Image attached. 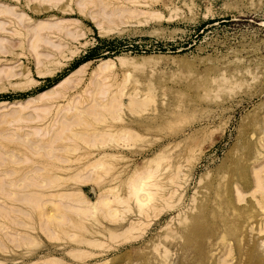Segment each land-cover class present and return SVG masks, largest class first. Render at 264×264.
<instances>
[{
	"label": "rangeland",
	"instance_id": "1",
	"mask_svg": "<svg viewBox=\"0 0 264 264\" xmlns=\"http://www.w3.org/2000/svg\"><path fill=\"white\" fill-rule=\"evenodd\" d=\"M102 27H105L104 31ZM36 30L41 40L36 41L37 44L34 42L38 39L34 35ZM108 58L111 59L110 63L105 61ZM263 69L264 0H0V264H42L49 259L54 264L56 258V262L62 264H145L142 263L147 262L145 259H151L150 264H156L161 259L164 245L165 250L171 251L169 259L179 264L186 261L185 258L193 257L192 247L202 241L210 255L205 264H249L250 257L256 254L263 258L264 224H260V219L264 215V207L257 201L260 192H256L258 195L252 193L255 187L252 166L264 169V137L263 140L261 138L264 134V108L261 106L264 105ZM257 76L259 81L255 79L253 82L251 79ZM244 79L249 83L245 84ZM242 80L244 85L240 82ZM48 89L51 90L42 93ZM111 98L114 104L120 98L125 104L115 106ZM135 99L138 102L142 99L144 103H138L137 107ZM102 100L106 103L103 104ZM129 100L131 103L136 102L135 105L130 104ZM178 102H181L180 106ZM69 103L79 107L67 111ZM257 114L261 117L259 120H256ZM148 120H152V123ZM121 124L128 128L120 129ZM100 127H104V130ZM255 128H258V133H252V130L256 131ZM249 141H253L251 148L247 146ZM176 142L180 145L177 146ZM174 143L175 150H171ZM256 150H260L258 155L263 156L255 158ZM102 151L115 153L117 157H108L101 161L102 164L95 163L87 167L86 163L85 169L82 162H87ZM156 153L162 157L156 155L162 159L159 162L164 164H161V168V165L158 168L154 166L156 169L146 166L145 171L140 170L141 173L149 171L143 176L150 178L144 179L147 188L142 184V189H147V193L142 190V195H148V192L157 191L158 188L162 190L154 192L153 195L156 193L157 197L155 195L148 203L151 206H144L147 209L139 215L136 207L139 196H133L136 186L133 189L125 188L124 182L129 181L128 187H133V181L139 174V171L135 173L134 167L138 168L150 161ZM242 155L250 157L247 164L251 180L248 190L241 188L245 198L240 201L235 189L232 193L229 189L233 185L235 188L242 187L239 182L243 181V177L241 179L238 175L241 181L234 180L236 175H228V171L235 162L242 160ZM71 158L73 160L69 161ZM233 158L235 160L231 162ZM254 159H257L256 163ZM67 164L71 166L68 172L72 173L69 182L56 189L50 187V179L59 182L64 180L62 177L66 170L58 167ZM78 165L83 166L84 172ZM76 168L81 175L86 173V176L79 175ZM173 169L177 170L176 173ZM261 172L264 173V170ZM179 173L188 174L187 177L183 176L184 179L181 178L184 180H180L181 186L175 184ZM217 184L223 186L221 190ZM112 185L116 191L109 189ZM77 187L91 200H95L106 187L113 195H117L119 190L121 195L127 197L129 208L115 206V203V208H121L112 207L109 211L102 206L98 209L101 212L86 208L87 213L82 214L85 211L78 209L82 207L77 202L75 204ZM173 188L177 192L170 195ZM58 189L75 190V194L71 192L68 196L70 200L74 197L73 203H68L70 200L64 195L61 196L66 199L57 196L56 201L48 195L42 199L43 202L38 197V203L33 204L35 199L37 201V191L50 193ZM30 190H36L37 194L34 192V196ZM228 191L230 194H227ZM26 192H30L29 196H26ZM12 195L16 198H12ZM116 195L108 196L114 198ZM225 195L233 199L236 210L229 208V211L222 207L223 200L228 199ZM6 196L11 198L6 200ZM24 196L28 197L25 201L27 204L23 203ZM49 199L52 203L46 202ZM53 202L59 205L60 212ZM165 202L172 203V206L174 204V208ZM202 202L207 203V211L204 209V213H208L205 226L212 229L205 233L206 237L202 236V241L197 239L191 242V250H187L181 259L180 248L185 243L182 230L185 225L182 227L180 220L188 219L183 224L191 222L192 225L188 223L189 227L195 225L197 219L193 216L200 212ZM28 203H32L33 208ZM34 205L44 208L42 213L50 211L44 212L42 217L38 216L33 210L37 209ZM71 206L75 210L78 208L74 211ZM197 208L199 212L195 211ZM217 211H229L226 213L230 220L227 226L221 224L219 218L216 219ZM27 212H31L32 216ZM61 212L63 216L60 217ZM93 212L95 214H91ZM47 214L49 219L54 218L51 219L53 223L56 221L55 224L66 227L68 233L57 232L59 229L54 233L52 224H49L51 220L48 219V223L45 221ZM177 215L182 218H177ZM2 217H5L4 221ZM137 217L142 221L137 224L138 228L135 226L132 230L137 239L123 242V236L120 235L122 229ZM71 218L81 219L77 221L84 228L70 226ZM21 220L26 228L21 225ZM27 222L34 229L29 230ZM42 223H46V229ZM166 225L170 226L167 228ZM165 226L167 230H164ZM49 228L52 229L51 233L47 231ZM108 230L117 236L113 237ZM166 231L168 234H165ZM175 232H178L177 236ZM171 233L175 234L176 239ZM109 234H112V239L108 238ZM169 234L172 236H167ZM172 237L174 241L170 242ZM168 238L171 239L168 241ZM206 238H209L208 241L213 240L208 243H213L210 248ZM77 239H97V243H79ZM241 244L243 247L245 245L246 250ZM158 246L161 251L157 249L156 253ZM75 247L86 251L76 256L73 252Z\"/></svg>",
	"mask_w": 264,
	"mask_h": 264
},
{
	"label": "bare ground",
	"instance_id": "2",
	"mask_svg": "<svg viewBox=\"0 0 264 264\" xmlns=\"http://www.w3.org/2000/svg\"><path fill=\"white\" fill-rule=\"evenodd\" d=\"M103 3V2H102ZM98 4V3H97ZM125 12H126V10H125ZM105 28V27H104ZM103 27H102V29L101 30H103L104 29ZM104 31V30H103ZM105 31H108V29L107 30H105ZM34 35H35V37H36V39L37 40H34V42L36 43V41H41L40 40V35H39V31L38 30H36L35 32H34ZM34 43V44H35ZM37 44V43H36ZM36 46V45H35ZM34 46V47H35ZM150 58V57H149ZM134 59V58H133ZM105 61H109V63L111 62V59L110 58H108V59H105ZM104 61V62H105ZM103 62V63H104ZM264 70V69H263ZM263 70H262V73H263ZM261 73V72H260ZM245 75H247V73L245 74ZM249 75V74H248ZM250 76V75H249ZM251 77V76H250ZM249 77V78H250ZM252 77H254V76H252ZM251 77V78H252ZM263 77V76H262ZM261 77V78H262ZM222 78V77H221ZM223 79V78H222ZM254 79V80H253ZM253 79H251L253 82H255V79L257 80L256 82H258L259 80H258V76H257V78H253ZM263 79H264V77H263ZM241 80V79H240ZM248 80V79H247ZM250 80V81H251ZM244 81H245V79H244ZM244 81L242 80V81H240V82H243V84L242 85H244ZM251 81V83H253ZM260 81H261V79H260ZM264 81V80H263ZM247 81H245V84H248V83H246ZM262 82V81H261ZM259 84H261V83H259ZM251 85V84H250ZM253 86H254V84H252ZM245 86H247V85H245ZM255 86H256V84H255ZM258 86V85H257ZM264 86V85H263ZM55 87H57V86H55ZM248 87H249V85H248ZM51 89H48V90H46V91H43L42 93H47L48 91H50ZM254 93V92H253ZM256 93V92H255ZM261 93V92H260ZM116 94V93H115ZM255 95V94H254ZM253 96V95H252ZM257 96V95H256ZM263 96V95H262ZM113 97L114 98H118V96L116 97V96H114L113 95ZM142 97V96H141ZM106 99V101H107V98H105ZM104 99V100H105ZM130 99H131V97H130ZM260 99H261V97H260ZM109 100V99H108ZM121 98H120V101H118L117 102V100H116V102L117 103H115V104H121V105H124L125 103L122 101L121 102ZM137 99H135V101H136ZM139 100V99H138ZM106 101H105V103H106ZM111 103H113L112 101H114L112 98H111ZM131 101H134V98L133 99H131ZM131 101L129 100V102H130V104H132V105H135L134 103H136L137 102V107H138V103L141 105V103L140 102H142V99H141V101L140 102H138V101H136V102H133V103H131ZM262 101V100H261ZM115 102V101H114ZM120 102V103H119ZM102 103H103V100H102ZM101 103V104H102ZM105 103H103V104H105ZM108 103V102H107ZM123 103V104H122ZM142 103H144V102H142ZM114 104V103H113ZM114 104V105H115ZM129 104V103H128ZM180 104H181V102H180ZM180 104H179V102H178V104L177 105H179L180 106ZM76 106L77 105H75V107H74V104L73 103H69L68 104V107H67V111L68 110H73L74 111V108H76ZM116 106V105H115ZM118 106H120V105H118ZM187 106H188V104H187ZM186 106V107H187ZM261 106H263V108H264V105H261ZM260 106V107H261ZM74 107V108H73ZM77 107H79V106H77ZM176 107V106H175ZM178 107V106H177ZM252 107V106H251ZM119 108H121V107H119ZM183 108V107H182ZM258 108V107H257ZM175 109V108H174ZM178 108H176L175 110H177ZM184 109V108H183ZM188 109V108H187ZM254 109V111H255V108H253ZM262 109V108H261ZM139 110V109H138ZM179 110V109H178ZM177 110V111H178ZM181 110V109H180ZM260 110V109H259ZM259 110H258V112H259ZM75 111H77V110H75ZM97 111V110H96ZM118 111H120V110H118ZM164 113H165V111L164 110H162ZM261 111V110H260ZM264 111V110H263ZM262 111V112H263ZM176 112V111H175ZM155 113V112H154ZM153 113V114H154ZM162 113V112H161ZM174 113V112H173ZM257 112H255V114H256ZM152 114V115H153ZM168 114V113H167ZM175 114V113H174ZM183 114V113H182ZM160 115V114H159ZM165 115V114H164ZM169 115H170V111H169ZM193 115V114H192ZM254 115V114H253ZM252 115V116H253ZM258 115V114H257ZM257 115H256V117H257ZM173 116V115H172ZM149 118L151 119V117L149 116ZM148 118V119H149ZM165 118V117H164ZM193 118V117H192ZM255 118V117H254ZM261 118V117H260ZM259 118V115H258V117L256 118V120L258 119H260ZM156 119V118H155ZM157 119H159V118H157ZM253 119V118H252ZM163 121H164V119H162ZM243 120V119H242ZM262 120V119H261ZM260 120V121H261ZM147 121V120H146ZM148 121H150V120H148ZM160 121V120H159ZM167 121V120H166ZM254 121V120H253ZM151 123H152V120L150 121ZM154 122H155V120H154ZM156 122H157V120H156ZM169 122V121H168ZM251 119H250V124H251ZM51 123V122H50ZM150 123V124H151ZM166 123V122H165ZM170 123V122H169ZM257 124H258V122H256ZM255 123V124H256ZM261 123V122H260ZM260 123H259V126H260ZM125 124V123H124ZM145 124H148V123H145ZM154 125H155V123H154ZM153 125V126H154ZM160 125V124H159ZM159 125H157V126H159ZM163 125V124H162ZM252 125H253V123H252ZM262 125H263V122H262ZM45 126H47V125H45ZM49 126H51V125H49ZM151 126V125H150ZM156 126V125H155ZM251 126V125H250ZM255 126V125H254ZM244 126H242V128H243ZM257 127V126H256ZM264 127V125L262 126V128ZM101 128V127H100ZM104 128V127H103ZM103 128H101L102 130H104ZM109 128L110 127H108L107 128V130H109ZM125 129V128H128L126 125H120V129ZM182 128V127H181ZM250 128V127H249ZM258 128H260V127H258ZM258 128H257V130H258ZM46 129V128H45ZM50 129V128H49ZM183 129V128H182ZM181 129V130H182ZM186 129V128H185ZM184 129V130H185ZM99 130V129H98ZM101 130V131H102ZM106 130V129H105ZM244 130V129H243ZM255 130H256V128H255ZM257 130L256 131H254V130H252L253 132L252 133H258L257 132ZM46 131V130H45ZM180 131V130H179ZM247 130H245V132H246ZM49 132V131H48ZM183 132V131H182ZM248 132V131H247ZM45 133H47V132H45ZM180 133V132H179ZM243 133V132H242ZM263 133V132H262ZM261 133V134H262ZM186 135H188V134H186ZM192 135V134H191ZM191 135H188V136H191ZM179 136V135H178ZM181 136V135H180ZM184 136V135H183ZM254 136V135H253ZM257 136V135H256ZM264 137V134L263 135H261V138H262V140H263V137ZM183 138H185V137H183ZM240 138V137H239ZM253 138V137H252ZM260 138V137H259ZM188 139H189V137H188ZM244 139V138H243ZM250 139V138H249ZM174 140V139H173ZM187 140V139H186ZM251 140V139H250ZM253 140V139H252ZM257 140H259V139H257ZM179 141V140H178ZM188 141V140H187ZM244 141V140H243ZM255 141V140H254ZM240 142V141H239ZM186 143V142H185ZM241 143V142H240ZM257 143H259V141L257 142ZM176 144H177V142H176ZM179 144V143H178ZM178 144H177V146H178ZM181 144H183V143H181ZM252 144H253V141L251 142V141H249L248 143H247V146L249 147V148H251L252 147ZM263 144V143H262ZM262 144H260V146L262 147ZM2 145V144H1ZM168 145V144H167ZM174 145V148L172 147L171 148V150H175V147H176V145H175V143L173 144ZM180 145V144H179ZM256 145V144H255ZM259 145V144H258ZM257 145V146H258ZM66 146V145H65ZM68 146H69V144H68ZM68 146H66V147H68ZM164 146V145H163ZM168 146H172V145H168ZM167 146V147H168ZM254 146V145H253ZM243 147V146H242ZM256 147V146H255ZM263 147H264V145H263ZM262 147V148H263ZM165 148V147H164ZM169 148V147H168ZM163 149V148H162ZM177 149V148H176ZM241 149H243L244 150V148H241ZM256 149V148H255ZM159 150V149H158ZM171 150H169L168 152H166V153H169ZM252 150V149H251ZM6 151V150H5ZM242 151V150H241ZM247 151V150H246ZM253 151V150H252ZM255 151V150H254ZM257 151V155H255V153H254V155H255V158H257L258 156H260V155H258V154H260V150H256ZM19 152H21V151H19ZM161 152L162 151H160V154H161ZM185 152V151H184ZM240 152V151H239ZM243 152V151H242ZM263 153H264V151H262ZM119 156H122V154H119V153H117ZM159 154V153H158ZM178 154V153H177ZM241 154V152L239 153V155ZM244 154V153H243ZM156 155H157V153L155 154V159H154V157L152 158V159H150V161H147V162H142V163H144L142 166H140V167H138V168H136V167H134L135 168V173H137V171H139L138 173V178H137V176L136 175H134V174H132V175H134V176H136V179H135V181H133V187L131 186V187H128L129 185V181H127V183H125L124 182V187L125 188H134V185L136 186L135 188H134V191H133V196L135 197V196H139L138 197V199H139V202H138V204H137V210H138V212H139V215L140 214H143V211H145L146 209L144 208V206L145 207H147V206H151V204L149 205L148 203H151L150 201L151 200H153V198H154V196L155 197H157V194L155 193V195H153L154 194V192H157L158 190H159V188L157 189V191H154V192H148V195H142V190H144V189H142V188H144L143 186H142V184H146V182H145V178H147V179H150V178H148L149 176H147V177H144L143 176V174H145V176H146V172H149V171H146L145 173H141L140 172V170H142V169H144V171H145V168H146V166H151V168L152 167H154V166H156L157 168L159 167V165H161V164H164L163 162H159V160L161 161L162 159H158V158H160L161 156L163 157L164 155H163V152H162V154H161V156H159V155H157V157H156ZM244 155H246V154H244ZM244 155H242V156H244ZM253 155V156H254ZM116 155H115V153H109V152H106V151H102V152H100L98 155H96L94 158H92V159H88V161L87 162H82L83 163V166H84V164H86L85 166L87 167V165L89 166V165H92V164H95V163H99V164H102V162H103V160H105L106 158H108V157H115ZM263 156V154L260 156V157H262ZM117 157V156H116ZM161 157V158H162ZM178 157V156H177ZM181 157V156H180ZM185 157V156H184ZM235 157V156H234ZM245 157V156H244ZM242 158V160H238L237 162H235V164H234V166H232V168H230L229 169V171H228V175L229 174H234V175H236L235 177H236V179L234 178V180H239V177L242 179V177H243V181H241V180H239V181H241V182H239L240 184H241V186L242 187H234V185H233V187H231L229 190H230V192L232 193V192H234V189H235V191H236V194L235 195H237V198H238V200H243L245 197H244V195H243V192H242V189L241 188H247L246 190H248L249 188V185H250V180L251 179H249V177H248V167H249V164H247V162L250 160V157H245V158ZM172 158H173V156H172ZM237 158H238V156H237ZM253 158V157H252ZM263 158L264 157H262V160H263ZM149 159V158H148ZM176 160H177V158H175ZM195 159V158H194ZM235 159H236V157H235ZM234 158H233V160L231 161V162H234V160H235ZM240 159V158H239ZM244 159V160H243ZM260 159V158H259ZM73 159L71 158V160H69V161H72ZM78 160H81L80 158L78 159ZM172 160V159H171ZM170 160V161H171ZM175 160V161H176ZM180 160H181V158H180ZM255 160V159H254ZM254 160L252 161V162H254ZM257 160V159H256ZM256 160H255V163H256ZM262 160H260V161H262ZM66 161H68V158L66 159ZM102 161V162H101ZM101 162V163H100ZM153 162V163H152ZM191 162H193V161H191ZM230 162V163H231ZM139 163V162H138ZM155 163V165H153ZM169 163V162H168ZM167 163V164H168ZM177 163V162H176ZM99 164H96V165H99ZM167 164H165V166L167 165ZM178 164H180V163H178ZM191 165L193 164V163H190ZM227 164V163H226ZM233 164V163H232ZM257 164H259V163H257ZM256 164V165H257ZM262 164V163H261ZM169 165V164H168ZM167 165V166H168ZM177 165V164H176ZM190 165V166H191ZM252 165V164H251ZM6 166V165H5ZM79 166H81V165H78V167ZM83 166H81V167H79V169L81 170L82 169V172H84L83 170ZM84 166V167H85ZM137 166V165H136ZM164 166V165H163ZM170 167H171V165H169ZM168 166V167H169ZM173 166V165H172ZM189 166V165H188ZM192 166H194V165H192ZM262 166H263V164H262ZM86 167H85V169H86ZM145 167V168H144ZM156 167H154L155 169H156ZM162 167V165L160 166V168ZM169 167V168H170ZM259 167V166H258ZM58 168H61V170H66V173L64 172V171H62L63 172V174L65 175V176H63L62 178L64 179L62 182H59L58 180H53V179H50L52 182H49L50 183V187H54V189H56V187H58V186H63L68 180H69V178L71 179V175L70 174H72V173H69L68 171L71 169V166L70 165H66V166H61V167H58ZM251 168V167H250ZM252 168H253V176H254V179H253V182H254V185H255V187H254V190H253V192L252 193H256L257 191L258 192H260V194H261V196H260V198H259V200H257L259 203H261V204H263V206L262 207H264V175H262V173L263 172H261V170H264V169H258V168H256L255 166H252ZM262 168V167H261ZM77 169V168H76ZM137 169V170H136ZM147 169V168H146ZM163 169H164V167H163ZM168 168H166V170H167ZM176 169V168H175ZM175 169H173V170H175ZM187 169H189V168H187ZM78 170V169H77ZM162 170V169H161ZM161 170H160V172H161ZM134 171V170H133ZM132 171V172H133ZM158 172H159V170H157ZM176 171L177 170H175L174 172L176 173ZM250 169H249V173H250ZM68 172V173H67ZM78 172H80L79 170H78ZM156 172V171H155ZM186 172H188V171H186ZM190 172V171H189ZM210 172V171H209ZM17 173H18V171H17ZM134 173V172H133ZM173 173V172H172ZM207 173V172H206ZM205 173V175H207ZM5 174V173H4ZM3 174V175H4ZM13 174V173H12ZM82 173L80 172V174L79 175H81ZM84 174V173H83ZM148 174V173H147ZM150 174V173H149ZM148 174V175H149ZM180 174L181 173H179V175H178V179H176V181H175V179L173 180V178H170V179H172L173 180V182L175 181V184L177 185V186H181V181L180 180H182L181 178H183L184 179V177L183 176H188V174H186V175H182L181 174V176H180ZM190 174H191V172H190ZM264 174V173H263ZM7 175H9V174H7ZM160 175V174H159ZM177 175V174H176ZM233 175V176H234ZM239 175V177H237ZM5 176V175H4ZM15 176V175H14ZM81 176H86V173L84 174V175H81ZM80 176V178H82ZM157 176H158V174H157ZM169 176H171V175H169ZM204 176V175H203ZM2 177V176H1ZM129 177H131V174L129 175ZM159 177V176H158ZM191 177V176H190ZM62 178L60 179V180H62ZM84 178V177H83ZM134 178V177H133ZM174 178H176V176L174 177ZM203 178V177H202ZM233 178V177H232ZM4 179V178H3ZM3 179H1V180H3ZM127 179H128V177H127ZM126 179V180H127ZM132 179V178H131ZM131 179H129L130 181H131ZM169 179V180H170ZM201 179V178H200ZM229 179H230V176H229ZM229 179H227V181H229ZM172 180H170V181H172ZM10 181V180H9ZM147 181V180H146ZM184 180H182V182H183ZM231 181H232V179H231ZM8 182V181H7ZM13 182V181H12ZM69 182V181H68ZM71 182V181H70ZM148 182V181H147ZM222 182V181H221ZM226 182V181H225ZM252 182V181H251ZM9 183H11V182H9ZM30 183V182H29ZM131 183L132 182H130V185H131ZM228 183H230V181L228 182ZM232 183V182H231ZM234 183V182H233ZM232 183V184H233ZM236 183H238V181L236 182ZM238 183V184H239ZM31 184H32V182H31ZM34 184V183H33ZM144 184V185H145ZM148 184L149 183H147V186H148ZM231 184V185H232ZM13 185V184H12ZM24 185H26V184H24ZM35 185V184H34ZM67 185V184H66ZM159 184L157 183V186H158ZM217 185H219V184H217ZM237 185V184H236ZM235 185V186H236ZM252 185V184H251ZM2 186H5L4 184L2 185ZM11 186V185H10ZM23 186V185H22ZM38 186V185H37ZM49 186V185H48ZM162 186V185H161ZM174 186V185H173ZM220 186V190H221V188L223 187L222 185H219ZM224 186H226L225 184H224ZM17 187V186H16ZM25 186H23V188H24ZM30 187H31V185H30ZM33 187V186H32ZM49 187V188H50ZM108 187V186H107ZM106 187V188H107ZM110 187V186H109ZM108 187V188H109ZM113 187V188H112ZM145 187H146V185H145ZM159 187H160V185H159ZM251 187H253V186H251ZM8 188V187H7ZM6 187H5V189H7ZM28 188V187H27ZM38 188V187H37ZM44 188V187H43ZM42 188V190H44ZM48 188V187H47ZM59 188V187H58ZM71 188V187H70ZM104 189V190H101L100 191V193H99V195L97 196V198L95 199V200H91V199H89L87 196H86V194L84 193V191L81 189V188H76V196L74 195V197H75V204H76V202H77V204L80 206V207H82V208H78V209H80L81 211H82V209L85 211V212H81V211H79L80 213H82V214H85V213H87V211H86V208H88L89 210L91 209V211L93 210L94 212L96 211H100V210H98V209H100V207H105L107 210H109V211H111L112 210V207L114 208V209H117V208H119L120 206L123 208V207H128L129 208V203H127L126 201H127V197H125V195H121L120 193V191L118 190L117 191V195L116 194H114V195H116L114 198H112V197H109V196H114L113 194H111V192H109L110 190H112L113 191V189H115L116 187H114L113 185L111 186V188H109L110 190H108V188L107 189ZM147 188V187H146ZM145 188V189H146ZM213 188V187H212ZM217 188H219V187H217ZM217 188H216V190H217ZM4 189V188H3ZM20 189V188H19ZM40 188H38V190H39ZM50 189H52L53 190V188H50ZM130 189H128V190H130ZM226 189V188H225ZM8 190H10V189H8ZM47 190V189H46ZM106 190V191H105ZM108 190V191H107ZM117 189H115L114 191H116ZM127 190V191H128ZM147 190V189H146ZM146 190H144L146 193H147V191ZM149 190V189H148ZM160 190H162L161 188H160ZM159 190V191H160ZM164 190V189H163ZM36 191V190H35ZM35 191H33V190H30V192H32V194L34 195V192ZM73 191H75V190H62V189H58L57 191H54V192H50V193H43V192H40V191H37V192H39V194H37V192H35V195H36V198H37V201H35L34 199H33V197H32V199L34 200L33 201V204H34V202H36V203H38V200L39 199H41V201H42V199L43 198H47V196L48 195H50V198L51 199H55V197L56 198H58V197H60L61 195H64V196H66L67 197V200L69 201L70 200V198H68V196H70L71 195V192H73ZM130 191H132V190H130ZM129 191V192H130ZM218 191H219V189H218ZM217 191V192H218ZM2 192H3V190H2ZM6 192V191H5ZM11 192V191H10ZM30 192H26V196H29V194L28 193H30ZM107 192H109V194L107 193ZM177 192V190H176V188H173V189H171V192L169 193L170 195H174L175 193ZM222 192V191H221ZM220 192V193H221ZM230 192L228 191L227 192V194H230ZM8 193V192H7ZM14 193V192H13ZM24 193V192H23ZM74 193V192H73ZM73 193H72V195H73ZM128 193V192H127ZM210 193V192H209ZM0 194H1V192H0ZM75 194V193H74ZM78 194V195H77ZM107 194V195H106ZM129 194H131V192L129 193ZM160 193H158V195H159ZM168 194V195H169ZM222 194V193H221ZM257 194V193H256ZM6 195V194H5ZM25 195V194H24ZM34 195V196H35ZM109 195V196H108ZM132 195V194H131ZM166 195H167V192H166ZM169 195V196H170ZM216 195H218V194H216ZM220 195V194H219ZM223 195V194H222ZM253 195H255V194H253ZM258 195V194H257ZM21 196V195H20ZM26 196H24V197H26ZM31 196V195H30ZM52 196H54V198L52 197ZM58 196V197H57ZM162 196H163V193H162ZM161 195H160V197H162ZM225 196H227V195H225ZM246 196V195H245ZM251 196H252V194H251ZM7 197V196H6ZM5 197V198H6ZM10 197V196H9ZM9 197H7V199L6 200H8V198ZM12 198H14L13 197V195L11 196ZM10 197V198H11ZM38 197H39V199H38ZM61 197H63V196H61ZM74 197H72L73 198V200H74ZM159 197V196H158ZM165 197V196H164ZM167 197V196H166ZM212 197V196H211ZM220 197V196H219ZM222 197V199L224 198L223 196H221ZM236 197V196H235ZM15 198H16V196H15ZM14 198V199H15ZM28 197H26L25 199H24V201H23V203L25 204L26 202L25 201H27L28 199H27ZM63 198H65V197H63ZM116 198V199H115ZM136 198V197H135ZM134 198V199H135ZM168 198V197H167ZM166 198V199H167ZM173 198H175V197H173ZM178 198V197H177ZM206 198V197H205ZM204 198V199H205ZM226 198H228L227 200L226 199H224L223 200V205H222V203H221V205H222V207H224V209L225 210H227V209H229V208H233V210H236L235 209V207H234V203H233V199L231 198V197H226ZM253 198V197H252ZM255 198V197H254ZM13 199V200H14ZM27 199V200H26ZM66 199V198H65ZM115 199V200H114ZM156 199V198H155ZM158 199H160V198H158ZM157 199V200H158ZM165 199V201H168V200H166ZM169 199V198H168ZM170 199H171V197H170ZM193 199V198H192ZM196 199V198H195ZM204 199H202L203 200V202H204ZM211 199V198H210ZM219 199V198H218ZM18 200V199H17ZM23 200V199H22ZM31 199H29V201H30ZM46 200V199H45ZM64 200V199H63ZM62 199H61V201H63ZM73 200H70V202H68V201H65V202H68V203H73L72 201ZM118 200V201H117ZM180 200V199H179ZM179 200H178V202H179ZM10 201V200H9ZM21 201V200H20ZM28 201V202H29ZM51 202L52 200H47L46 202L48 203V202ZM55 201H56V199H55ZM57 201H59V200H57ZM115 201H117V202H115ZM206 201V200H205ZM221 201V200H220ZM255 201V200H254ZM11 202V201H10ZM14 202V201H13ZM30 202H32V201H30ZM43 202V201H42ZM169 202H171V201H169ZM169 202H165L167 205H171ZM174 202V201H173ZM195 202V201H194ZM202 202V203H203ZM208 202V201H207ZM239 202V201H238ZM0 203H1V200H0ZM17 203V202H16ZM41 202H39V204H40ZM52 203V202H51ZM54 203H56V202H53V205H55ZM116 203V204H115ZM119 203V204H118ZM201 203V204H202ZM212 203L214 204V201H212ZM258 203V204H259ZM20 204V203H19ZM27 204V203H26ZM28 204H30V207L33 205L32 203H28ZM113 204H115V206L117 205H120L119 207H117V208H115V206H113ZM194 204V203H193ZM216 204V203H215ZM255 204H256V202H255ZM5 205V204H4ZM36 205V204H35ZM34 205V207H36ZM43 206H44V204H42ZM48 205V204H47ZM78 205H76V206H78ZM163 205V204H162ZM192 205V204H191ZM206 205H207V203H203L201 206H199L200 208V212H199V210H198V208H197V210H195V211H198L199 213H197L196 215H194L193 216V218L195 219H197V223L195 224V225H193V226H188V223L187 224H183V223H186L187 221H189L188 219H187V221L185 220V218H184V220H182L181 218V215H177L178 217L177 218H179V217H181V218H179V219H181L180 220V225L184 228L182 231H183V233L182 234H184V236H185V243L183 244V246H181V248H180V250H181V259H183V257L186 255H184V253H186V251L187 250H191V248H190V244H191V242H193V241H195V240H197V239H199V240H201L202 241V236L204 237H206V234L205 233H207L208 231L210 232L211 230L210 229H212L211 227L210 228H207L206 226H207V224H206V219L208 218V216H207V218H206V215L208 214H205L204 213V209L206 208ZM259 205V206H260ZM10 206V205H9ZM26 206V205H25ZM37 206H38V204H37ZM42 206V207H43ZM56 209L57 210H59L58 208V206L59 205H57V203H56ZM69 206V205H68ZM67 206V207H68ZM169 206H167V207H169ZM172 206V205H171ZM237 206H238V204H237ZM41 206L39 205V208L38 207H36L37 209H33L35 212H36V215H38V216H43V213L44 214H46V212H47V210L46 211H43V213H42V210L44 209H42V208H40ZM53 207V206H52ZM72 207V206H71ZM71 207H70V209H71ZM120 207V208H121ZM165 207V206H164ZM173 208H174V204H173V206H172ZM190 207V206H189ZM192 207V206H191ZM194 207H195V205H194ZM196 207H198V206H196ZM218 208V206H215V208ZM6 208V207H5ZM5 208H3V209H5ZM15 208V207H14ZM31 208H33V207H31ZM54 208V207H53ZM74 207H72V209L71 210H74V211H76L77 210V208H76V210L75 209H73ZM111 208V209H110ZM150 208V207H149ZM152 208V207H151ZM150 208V209H151ZM160 208H162V206L160 207ZM188 208V207H187ZM8 209V208H7ZM17 209H18V207H17ZM87 209V210H88ZM189 209V208H188ZM188 209H187V211H188ZM195 209V208H194ZM213 209V208H212ZM220 209H221V206H220ZM220 209H219V211H220ZM223 209V210H224ZM1 210V209H0ZM18 210H20V209H18ZM17 210V211H18ZM32 210V211H33ZM45 210V209H44ZM49 210V209H48ZM88 210V211H89ZM190 210V209H189ZM206 210V209H205ZM210 210H211V208H210ZM213 210H215V209H213ZM222 209H221V211H223ZM231 209H229V211H230ZM260 210V209H259ZM7 211V210H6ZM16 211V212H17ZM50 211V210H49ZM48 211V212H49ZM74 211H72V212H74ZM104 210H102V212H103ZM114 211V210H113ZM148 211V210H147ZM194 211V210H193ZM194 211V212H195ZM207 211V210H206ZM228 211V212H229ZM47 212V213H48ZM59 212H60V210H59ZM79 212H77V213H79ZM91 213V214H95V213ZM101 212V211H100ZM182 212V211H181ZM189 212V211H188ZM191 212V211H190ZM218 212V211H217ZM227 211H226V213H228ZM7 213H9V211L7 212ZM22 213V212H21ZM24 213V212H23ZM28 213V212H27ZM34 213V212H33ZM62 213V212H61ZM60 213V217L61 216H63V213L61 214ZM137 213V212H136ZM147 213V212H146ZM148 213H149V211H148ZM179 213H180V211H179ZM214 212L212 211V213H211V215L214 217V214H213ZM225 212H218V214H216V219L217 218H219V221H221L222 223L221 224H223L224 226H227L228 224H229V221H228V218H227V216L226 215H228V214H226ZM234 213H235V211H234ZM233 213V214H234ZM238 213V212H237ZM264 213V212H263ZM263 213H262V215H263ZM2 214V213H1ZM4 214V213H3ZM29 214V213H28ZM65 214V216L67 215L66 213H64ZM75 214V213H74ZM81 214V215H82ZM102 214V213H101ZM158 214H159V212H158ZM157 213H156V215L155 216H157L158 215ZM183 214V213H182ZM192 214V213H191ZM5 215V214H4ZM19 215V214H18ZM77 215V214H76ZM147 215V214H146ZM237 215V214H236ZM261 215V216H262ZM2 216V215H1ZM15 216H16V214H15ZM26 216V215H25ZM29 216L31 217L32 216V213L30 212V214H29ZM49 215L47 214V217H48ZM51 216V215H50ZM71 216V215H70ZM80 216V215H79ZM97 216V215H96ZM142 216H144V215H142ZM212 216H210V217H212ZM6 217V216H5ZM4 217V218H5ZM76 217V216H75ZM189 217V216H188ZM229 217H231V216H229ZM259 217V216H258ZM3 218V217H2ZM4 218H3V221H4ZM23 218V217H22ZM25 218V217H24ZM27 218H28V216H27ZM73 218V217H72ZM71 218V221H70V219H69V224H71L70 226H72V227H74L75 229H83L84 228V226H83V228H81L80 227V224H81V222H79V221H77V220H80L81 221V219H76V220H74V219H72ZM138 218V217H137ZM186 218H187V214H186ZM193 218H192V220H193ZM232 218V217H231ZM231 218H229V219H231ZM8 219V218H7ZM16 219V218H15ZM19 219H20V217H19ZM49 217L45 220L46 222L47 221H49V220H51V219H53L54 220V218H50L49 220ZM140 219L141 218H138V219H134V220H131L130 221V223L128 224V225H125V228L124 229H122L123 230V232L120 234V235H122L123 236V238H122V241L124 242V241H129V240H135V238L137 239V236L136 235H133L132 234V230L133 229H135L136 227H137V224L138 223H141L142 221H140ZM190 219V218H189ZM215 219V220H216ZM256 219V218H255ZM258 219V218H257ZM30 220V219H29ZM36 220V219H35ZM191 219H190V221H192ZM212 220V219H211ZM37 221V220H36ZM44 221V222H45ZM184 221H186V222H184ZM19 222V221H18ZM31 222V221H30ZM30 222H27V224L28 223H30ZM56 222V221H55ZM55 222L53 223L52 222V220L49 222V224H52V226H51V228L53 229H51V228H49V229H47V231L49 230H52V231H54V233H55V231H57L58 229V231L57 232H59L60 231V233L61 232H63L64 234L65 233H68V229L66 228V227H60L59 225H58V223H56L55 224ZM179 222V221H178ZM210 222V221H209ZM234 222V221H233ZM5 223V222H4ZM17 223V222H16ZM21 223H22V220H21ZM39 223V222H38ZM48 223V222H47ZM182 223V224H181ZM258 223V222H257ZM2 224V223H1ZM43 224V223H42ZM46 224V223H45ZM45 224H43V225H45ZM146 224V223H145ZM167 224H169V223H167ZM191 224V222L189 223V225ZM193 224H194V222H193ZM236 224V223H235ZM260 224H264V215L262 216V218L260 219ZM21 225H24L23 223L21 224ZM39 225V224H38ZM141 225V224H140ZM179 225V226H180ZM192 225V224H191ZM206 225V226H205ZM212 225V224H211ZM232 225V224H231ZM247 225V224H246ZM1 226V225H0ZM10 226V225H9ZM19 226V225H18ZM25 226V225H24ZM28 228H29V230L30 229H34L33 227V225L32 224H28ZM46 226V225H45ZM136 226V227H135ZM167 226V225H166ZM166 226H165V228H166ZM168 226H170V225H168ZM168 226H167V228H168ZM178 226V227H179ZM221 226V225H220ZM234 226V225H233ZM27 226H25V228H26ZM42 227V226H41ZM139 227V226H138ZM137 227V228H138ZM213 227H215V226H213ZM255 227V226H254ZM27 228V229H28ZM47 228V226L45 227V229ZM164 228V230H167V228L165 229ZM226 228H228V227H226ZM256 228V227H255ZM41 229V228H40ZM218 229V228H217ZM224 229H225V227H224ZM176 230H179V229H176ZM175 230V231H176ZM227 230V229H226ZM226 230H224V231H226ZM245 230V229H244ZM243 230V231H244ZM260 230H261V227H260ZM264 230V229H263ZM14 231H16V230H14ZM25 231V230H24ZM32 231V230H31ZM40 231V230H39ZM45 231V230H44ZM52 231H50V233L52 232ZM108 231H110V230H108ZM223 231V230H222ZM11 232V231H10ZM112 231H110V233H111ZM116 231H114V233H115ZM173 232V231H172ZM179 232V231H178ZM178 232H177V234H176V232H175V234H176V236L178 235ZM258 232V231H257ZM27 233H30V232H27ZM50 233H48L49 235H52V234H50ZM168 234V231H166L165 232V234ZM212 234H213V232H211ZM211 233H209V234H211ZM220 233V232H219ZM259 233V232H258ZM112 234H113V232H112ZM112 234H109V237L108 238H110V235H112ZM116 234H117V232H116ZM162 234V233H161ZM172 235H174V237H175V239H176V236H175V234H173V233H171ZM171 234H169V235H167V236H170ZM179 234H180V232H179ZM251 234V233H250ZM253 234V233H252ZM171 235V236H172ZM208 235V234H207ZM255 235V234H254ZM257 235V234H256ZM113 237H116L117 235H112ZM170 236V237H171ZM218 236V235H217ZM252 236V235H251ZM112 237V238H113ZM118 237H119V233H118ZM179 237V236H178ZM177 237V238H178ZM182 237V236H181ZM180 237V239L182 240V238ZM256 237V236H255ZM112 238H110V239H112ZM210 238V237H209ZM209 238H206V240L207 239H209ZM253 238H254V236H253ZM257 238V237H256ZM21 240H23L22 239V237L20 238ZM90 239H92V238H90ZM115 239V238H114ZM169 239H171V238H168V241H169ZM172 241H170V242H173L174 241V238L172 237ZM179 239V238H178ZM177 239V240H178ZM211 239H213L212 237H211ZM215 239V238H214ZM255 239V238H254ZM165 240V239H164ZM241 240H243V239H241ZM87 241V243H93V244H95V241H96V243H97V239H94V240H84V239H77L76 240V242H79V243H81V242H86ZM99 241V240H98ZM176 241V240H175ZM179 241V240H178ZM211 241H213V240H207V244L208 243H211ZM257 241V240H256ZM263 241V240H262ZM100 242V241H99ZM164 242V241H163ZM166 243H167V241H165ZM184 242V241H183ZM243 242V241H242ZM260 242V241H259ZM23 243V242H22ZM104 243V242H103ZM161 243V242H160ZM175 244H176V242H174ZM173 243V244H174ZM149 244V243H148ZM162 244V243H161ZM171 244V243H170ZM173 244H171V245H173ZM174 244V245H175ZM262 244H263V242H262ZM100 245H102V242H101V244ZM149 245H151V244H149ZM149 245H148V247H149ZM209 245V244H208ZM208 245H205V247L206 246H208ZM211 246L213 245V243L212 244H210ZM210 245H209V248H210ZM242 245V244H241ZM147 246V245H146ZM160 246H163V245H160ZM165 246V245H164ZM164 246L161 248L162 250H164L163 251V253H160V261H158V262H155L156 264H174V262H172L169 258L171 257H169V253L171 252V251H169V250H165V248H164ZM148 247H146L147 249H148ZM176 247V246H175ZM175 247H174V250H175ZM178 247H180V246H178ZM242 247H243V245H242ZM244 247H245V245H244ZM243 247V248H244ZM6 248V247H5ZM167 248V247H166ZM206 248H208V247H206ZM218 248V247H217ZM230 248V247H229ZM247 248V247H246ZM158 249V251H161V250H159L160 249V247L158 246L156 249H155V252L156 253H158V251H156ZM168 249H171L170 247L168 248ZM192 249H193V257L196 255L197 256V258L196 259H194L192 256H191V258H185V259H187L186 261H181L179 264H205V262H207V260H209L208 258H210L209 256L210 255H208V251H206L205 250V248H204V243H203V241H202V243H199V245H197V246H193L192 247ZM213 249V248H212ZM177 250V249H176ZM209 250V249H208ZM244 250H246L245 248H244ZM250 250V249H249ZM256 250H257V248H256ZM82 251H86V250H82ZM80 249H77L76 247H75V250L73 249V252L74 253H76V256H78V254H83L84 252H82ZM72 252V253H73ZM79 252H82V253H79ZM175 252V251H174ZM244 252H246V251H244ZM78 253V254H77ZM88 253V252H87ZM178 253V252H177ZM212 252H209V254H211ZM230 253V252H229ZM248 253V252H247ZM251 253H252V251H251ZM90 254V253H89ZM213 254V253H212ZM215 254V253H214ZM219 254V253H218ZM246 254V253H245ZM255 254V253H254ZM263 254V253H262ZM75 255V254H74ZM79 255V256H80ZM91 255V254H90ZM184 255V256H183ZM191 255V254H190ZM244 255V254H243ZM242 255V256H243ZM249 255V254H248ZM152 257H153V253H152V255H151ZM150 256V257H151ZM157 256V255H156ZM178 256V255H177ZM213 256V255H212ZM211 256V257H212ZM252 256V255H251ZM91 257V256H90ZM90 257H88V258H90ZM179 257V256H178ZM229 257H230V255H229ZM157 258V257H156ZM218 258V257H217ZM242 258H244V257H242ZM246 258V257H245ZM264 258V257H263ZM261 256H259V254H256V256H252V257H250V260H249V262L251 263V264H264V259H263ZM117 259V258H116ZM150 259V258H149ZM153 259V258H152ZM172 259V258H171ZM206 259V260H205ZM223 259L225 260V257L223 256ZM227 259V258H226ZM53 260H55V259H53ZM56 260H57V258H56ZM56 260L55 261H53V263L54 264H62L61 262H59V261H57L56 262ZM147 262H149L150 260H148V259H145ZM205 260V261H204ZM223 260V261H224ZM239 260V259H238ZM49 261L50 262H52V260H50L49 259ZM48 260H44L43 262H42V264H51L50 262H49ZM128 261V260H127ZM156 261V260H155ZM215 261V260H214ZM226 261V260H225ZM1 262V261H0ZM49 262V263H48ZM108 262V261H107ZM147 262H142V263H147ZM213 262V261H212ZM221 262V261H220ZM150 263H152L151 261L148 263V264H150ZM211 262H209V264H210ZM216 263V262H215ZM222 263V262H221ZM225 263V262H224ZM224 263H222V264H224ZM227 263V262H226ZM245 263H246V261H245ZM249 263V264H250ZM30 264H32V263H30ZM108 264V263H107ZM123 264V263H122ZM128 264V263H127ZM229 264V263H228Z\"/></svg>",
	"mask_w": 264,
	"mask_h": 264
}]
</instances>
